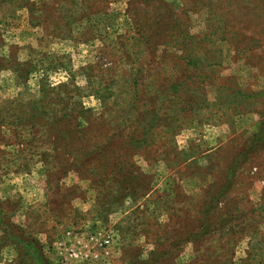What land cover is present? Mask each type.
Segmentation results:
<instances>
[{
  "label": "rangeland",
  "instance_id": "rangeland-1",
  "mask_svg": "<svg viewBox=\"0 0 264 264\" xmlns=\"http://www.w3.org/2000/svg\"><path fill=\"white\" fill-rule=\"evenodd\" d=\"M0 264H264V0H0Z\"/></svg>",
  "mask_w": 264,
  "mask_h": 264
},
{
  "label": "trees",
  "instance_id": "trees-1",
  "mask_svg": "<svg viewBox=\"0 0 264 264\" xmlns=\"http://www.w3.org/2000/svg\"><path fill=\"white\" fill-rule=\"evenodd\" d=\"M154 125H152L151 127H153Z\"/></svg>",
  "mask_w": 264,
  "mask_h": 264
}]
</instances>
